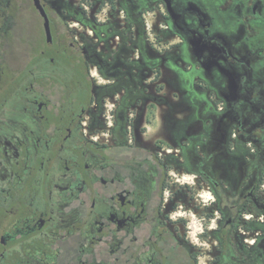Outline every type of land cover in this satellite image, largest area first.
I'll return each mask as SVG.
<instances>
[{
  "label": "flooded vegetation",
  "instance_id": "obj_1",
  "mask_svg": "<svg viewBox=\"0 0 264 264\" xmlns=\"http://www.w3.org/2000/svg\"><path fill=\"white\" fill-rule=\"evenodd\" d=\"M0 264H264V0H0Z\"/></svg>",
  "mask_w": 264,
  "mask_h": 264
},
{
  "label": "water",
  "instance_id": "obj_2",
  "mask_svg": "<svg viewBox=\"0 0 264 264\" xmlns=\"http://www.w3.org/2000/svg\"><path fill=\"white\" fill-rule=\"evenodd\" d=\"M41 12H42V14H43L44 16H46L45 11H41ZM46 17H47V16H46ZM46 30H47L48 38H51V31H50V25H49V21H48V19H47V22H46Z\"/></svg>",
  "mask_w": 264,
  "mask_h": 264
},
{
  "label": "rangeland",
  "instance_id": "obj_3",
  "mask_svg": "<svg viewBox=\"0 0 264 264\" xmlns=\"http://www.w3.org/2000/svg\"><path fill=\"white\" fill-rule=\"evenodd\" d=\"M152 19V18H151ZM151 23V22H150Z\"/></svg>",
  "mask_w": 264,
  "mask_h": 264
}]
</instances>
